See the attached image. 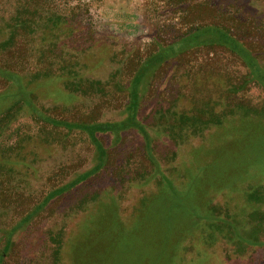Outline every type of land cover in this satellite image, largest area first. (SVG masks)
Listing matches in <instances>:
<instances>
[{
  "label": "rangeland",
  "instance_id": "374dc122",
  "mask_svg": "<svg viewBox=\"0 0 264 264\" xmlns=\"http://www.w3.org/2000/svg\"><path fill=\"white\" fill-rule=\"evenodd\" d=\"M204 27L264 72V0H0V264H264V85L228 46L145 71L149 147L44 119L124 120L144 61Z\"/></svg>",
  "mask_w": 264,
  "mask_h": 264
},
{
  "label": "trees",
  "instance_id": "16d2710c",
  "mask_svg": "<svg viewBox=\"0 0 264 264\" xmlns=\"http://www.w3.org/2000/svg\"><path fill=\"white\" fill-rule=\"evenodd\" d=\"M224 44L228 46L232 51L237 52L246 62L248 67L251 69L252 74L257 80H259L264 85V72L260 68L259 64L256 62L255 58L251 53L239 42H237L232 36H230L226 31L217 27H204L196 32H193L189 36L184 37L183 39L177 41L174 45L169 48L160 50L157 54L148 58L136 71L135 76L132 79V82L129 87V101L126 106L127 117L117 123L106 124H88V123H79V122H68L64 120H57L50 117H44V119L50 123L63 125L67 128H77L86 131L97 150L103 156L104 150L99 143L98 139L95 137V132L105 131V130H120L127 127L137 128L144 137L146 146L149 147V136L145 131L142 124L137 120V108L139 105V86L142 82L143 77L145 76V71L151 69L152 67L158 65L161 61L167 59L171 55H174L177 52L184 51L188 48H191L196 45H210V44ZM2 75L14 80L16 83L17 78L9 72H1ZM91 173L80 175L75 178L69 185L73 186L75 183H78L89 176ZM65 188V187H64ZM64 188H59L53 194L45 198V201H48L54 195H57Z\"/></svg>",
  "mask_w": 264,
  "mask_h": 264
}]
</instances>
